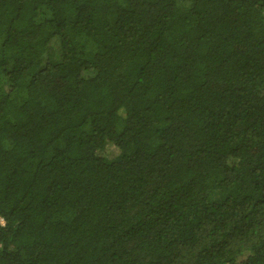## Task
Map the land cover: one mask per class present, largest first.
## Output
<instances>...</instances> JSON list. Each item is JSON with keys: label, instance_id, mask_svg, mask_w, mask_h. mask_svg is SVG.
<instances>
[{"label": "trees", "instance_id": "1", "mask_svg": "<svg viewBox=\"0 0 264 264\" xmlns=\"http://www.w3.org/2000/svg\"><path fill=\"white\" fill-rule=\"evenodd\" d=\"M0 264H264V0H0Z\"/></svg>", "mask_w": 264, "mask_h": 264}, {"label": "rangeland", "instance_id": "2", "mask_svg": "<svg viewBox=\"0 0 264 264\" xmlns=\"http://www.w3.org/2000/svg\"><path fill=\"white\" fill-rule=\"evenodd\" d=\"M44 15H45V11L41 10L40 17H43ZM4 89L7 91L8 90V86H5ZM110 149H113V148H110ZM110 149H109V152H112V150H110Z\"/></svg>", "mask_w": 264, "mask_h": 264}]
</instances>
